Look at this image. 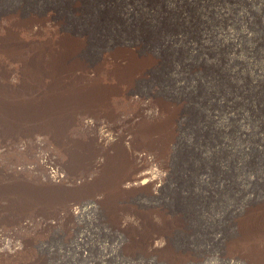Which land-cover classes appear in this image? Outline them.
Instances as JSON below:
<instances>
[{
    "label": "rangeland",
    "instance_id": "374dc122",
    "mask_svg": "<svg viewBox=\"0 0 264 264\" xmlns=\"http://www.w3.org/2000/svg\"><path fill=\"white\" fill-rule=\"evenodd\" d=\"M0 264H264V0H0Z\"/></svg>",
    "mask_w": 264,
    "mask_h": 264
},
{
    "label": "bare ground",
    "instance_id": "6f19581e",
    "mask_svg": "<svg viewBox=\"0 0 264 264\" xmlns=\"http://www.w3.org/2000/svg\"><path fill=\"white\" fill-rule=\"evenodd\" d=\"M226 29H227V28H226ZM227 31H228V29H227ZM203 33H204V32H203ZM219 33H220V32H219ZM163 111H164V110H163V108H162V112H163ZM230 115H231V114H230ZM214 117H215V116H214ZM219 117H220V116H219ZM232 117H233V114H232ZM232 117H231V118H232ZM216 118H217V117H216ZM216 118H215V119H216ZM219 119H220V118H219ZM224 119H225V118H224ZM233 119H234V118H233ZM235 119H236V116H235ZM221 121H222V120H221ZM223 121H224V120H223ZM232 121H233V120H232ZM159 122H160V121H159ZM161 122H162V121H161ZM169 122H170V121H167V118H166V120L164 121V125H165L166 128L170 127ZM150 124H153V123H150ZM158 124H159V123H155L154 125L156 126V125H158ZM160 124H161V123H160ZM160 124H159V125H160ZM159 125H158V126H159ZM162 125H163V123H162ZM221 125H222V123H221ZM148 126H149V125H148ZM152 126H153V125H152ZM224 126H225V125H224ZM160 127H162V126H160ZM217 127H218V126H217ZM218 129H219V128H218ZM221 129H223V128H221ZM239 129H240V128H239ZM241 129H242V128H241ZM241 129H240V131H241ZM243 131H244V130H243ZM245 133H246V132H245ZM159 138H160V136H159ZM221 143H222V142H221ZM230 145H231V144H230ZM230 145H229V146H230ZM222 146H223V144H222ZM227 148H228V147H227ZM241 149H242V148H241ZM88 208H89V206H88ZM80 209H81V212H82V213L85 212V208L81 207Z\"/></svg>",
    "mask_w": 264,
    "mask_h": 264
}]
</instances>
